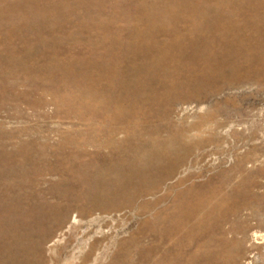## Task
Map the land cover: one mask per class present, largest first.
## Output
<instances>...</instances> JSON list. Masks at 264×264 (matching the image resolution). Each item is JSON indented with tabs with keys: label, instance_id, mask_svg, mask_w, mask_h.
<instances>
[{
	"label": "rangeland",
	"instance_id": "obj_1",
	"mask_svg": "<svg viewBox=\"0 0 264 264\" xmlns=\"http://www.w3.org/2000/svg\"><path fill=\"white\" fill-rule=\"evenodd\" d=\"M0 264H264V0H0Z\"/></svg>",
	"mask_w": 264,
	"mask_h": 264
},
{
	"label": "bare ground",
	"instance_id": "obj_2",
	"mask_svg": "<svg viewBox=\"0 0 264 264\" xmlns=\"http://www.w3.org/2000/svg\"><path fill=\"white\" fill-rule=\"evenodd\" d=\"M250 53V52H249ZM116 101V100H115ZM171 163H170V165L172 164V162H173V164H177L178 162H179V160H177V159H174V160H172V161H170ZM166 163H168L169 164V160H166ZM118 165H115V166H112V165H110V167H108V168H106L105 167V170H103L104 172H103V176H105V178H104V180H106V178L108 177L107 175H110V173H112L113 175H114V177L116 178V180H120V181H124V182H126V183H124L123 185H126V186H121V188H120V190L118 191L117 190V186H113V188H114V193L116 192V193H118L119 195H123V193L124 192H126L127 190H125V189H127L129 186H131V182L133 181V180H138L139 181V178H141V177H143L144 179H146V181L147 180H150V177H147V172L146 171H143V170H141L142 168H143V166H140V165H137V167H136V169H135V171L133 172L132 171V168H131V166H130V163L128 162L127 164H122V165H119V162L117 163ZM98 166V165H97ZM103 168V167H102ZM139 170H141V171H139ZM116 174V175H115ZM98 177L99 176H97L96 177V179H98ZM100 178H103V177H101L100 176ZM110 179V178H109ZM99 181V180H98ZM153 179H151L150 180V182H149V185H151V184H153ZM104 186H100L99 187V190L98 189H96L95 191H94V193H96V195L95 194H93V192H92V189H91V187H90V191L92 192V197H97L98 196V194H100L99 192H101V189L103 188ZM145 187H149V186H145ZM97 190H98V192H97ZM101 195V200H106V201H109V200H107V198L108 197H112L113 195H108V196H104V195H102V194H100ZM125 195V194H124ZM118 200V199H117ZM103 202V201H102ZM105 204V203H104ZM101 206V205H100Z\"/></svg>",
	"mask_w": 264,
	"mask_h": 264
}]
</instances>
